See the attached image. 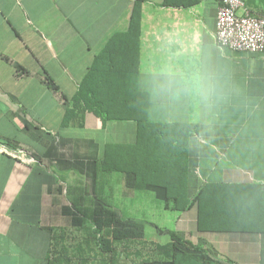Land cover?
<instances>
[{"label":"crops","instance_id":"1","mask_svg":"<svg viewBox=\"0 0 264 264\" xmlns=\"http://www.w3.org/2000/svg\"><path fill=\"white\" fill-rule=\"evenodd\" d=\"M136 3L138 89L149 121L199 129L188 140L186 200L205 185L264 189V52L216 45L215 2L0 0V264L108 262L82 230L98 208L143 235L117 249L113 264H141L152 243H168L166 231L215 263L264 264V233L199 232L194 204L176 211L173 200L136 188L131 173L102 171L106 150L111 161L125 147L134 154L136 125L102 122L72 98L109 40L128 31Z\"/></svg>","mask_w":264,"mask_h":264},{"label":"trees","instance_id":"2","mask_svg":"<svg viewBox=\"0 0 264 264\" xmlns=\"http://www.w3.org/2000/svg\"><path fill=\"white\" fill-rule=\"evenodd\" d=\"M242 1L252 16L264 18V0ZM137 5L136 3L128 31L116 34L109 40L72 98V105H75L77 111L79 105H82V108L102 122H133L136 125L134 154L133 151L128 153L132 147H125L123 157L111 161L106 150L102 171L124 176L131 173L134 175L136 188H147L159 198L173 200L176 211L183 212L194 204L198 213L199 232L264 233V189L259 185H205L191 202L186 200L184 181L187 175L188 140L197 136L199 129L196 125L149 121L148 96L138 89L140 15ZM260 7L262 11L259 12L257 10ZM103 58L106 60L101 61ZM97 63H102V67ZM98 68H101L99 76L96 71ZM17 72L20 75V72L27 74L20 67H17ZM44 83L57 94L58 89L52 80L47 78ZM132 167L138 170H129ZM142 176L154 182H140ZM178 187L182 188L181 193H178ZM125 225L109 208H98L92 212L89 224L91 227L87 226V230L82 229L85 226L83 224L77 227L92 238L93 247L97 248L98 254L110 255V260L101 264H113L119 251L118 246L143 240L140 229L134 233L127 232ZM165 236L168 243H152L153 250L148 251L141 264H218L207 259L200 247L190 244L175 232L166 231ZM137 250L135 247L134 252ZM57 263L55 259L54 264Z\"/></svg>","mask_w":264,"mask_h":264},{"label":"built area","instance_id":"3","mask_svg":"<svg viewBox=\"0 0 264 264\" xmlns=\"http://www.w3.org/2000/svg\"><path fill=\"white\" fill-rule=\"evenodd\" d=\"M217 5L216 45L225 51L255 55L264 50V18L254 17L242 0H212ZM0 144V150H4Z\"/></svg>","mask_w":264,"mask_h":264},{"label":"rangeland","instance_id":"4","mask_svg":"<svg viewBox=\"0 0 264 264\" xmlns=\"http://www.w3.org/2000/svg\"><path fill=\"white\" fill-rule=\"evenodd\" d=\"M118 249H122V246H118ZM131 255V253L128 255V256H130ZM125 256V255H124ZM91 258V257H90ZM137 260V259H136ZM133 261V260H132ZM134 263V262H133ZM75 264H78V260H77V258H75Z\"/></svg>","mask_w":264,"mask_h":264},{"label":"clouds","instance_id":"5","mask_svg":"<svg viewBox=\"0 0 264 264\" xmlns=\"http://www.w3.org/2000/svg\"><path fill=\"white\" fill-rule=\"evenodd\" d=\"M200 88H201L202 91L205 89V84H204V82H201V84H200Z\"/></svg>","mask_w":264,"mask_h":264}]
</instances>
